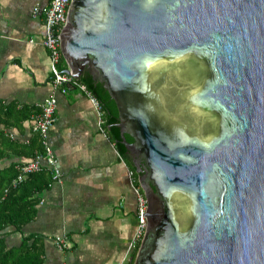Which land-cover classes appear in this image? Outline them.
Returning a JSON list of instances; mask_svg holds the SVG:
<instances>
[{
  "label": "water",
  "instance_id": "1",
  "mask_svg": "<svg viewBox=\"0 0 264 264\" xmlns=\"http://www.w3.org/2000/svg\"><path fill=\"white\" fill-rule=\"evenodd\" d=\"M61 34L154 171L133 264H264V0H71Z\"/></svg>",
  "mask_w": 264,
  "mask_h": 264
},
{
  "label": "crops",
  "instance_id": "2",
  "mask_svg": "<svg viewBox=\"0 0 264 264\" xmlns=\"http://www.w3.org/2000/svg\"><path fill=\"white\" fill-rule=\"evenodd\" d=\"M50 2L0 0V110L8 119L0 129L12 138L0 169L18 168L43 153L32 117L54 92L57 119L48 142L60 170V178L54 179L43 160L45 167L37 172L46 173L48 184L37 194L33 218L21 229L8 226L2 232L8 247H19L27 239L38 249L40 264H130L137 253L132 242L138 172L119 151L103 109L77 87L54 88L50 52L44 45L43 9ZM58 67L67 68L63 55ZM58 237L66 245L60 246Z\"/></svg>",
  "mask_w": 264,
  "mask_h": 264
},
{
  "label": "trees",
  "instance_id": "3",
  "mask_svg": "<svg viewBox=\"0 0 264 264\" xmlns=\"http://www.w3.org/2000/svg\"><path fill=\"white\" fill-rule=\"evenodd\" d=\"M81 81L99 99L106 119V126L109 127L119 151L128 157L117 125L119 112L115 101L103 84L95 82L88 71L84 72ZM6 120L8 119L1 115L0 110V123H5ZM19 120L18 118L17 121ZM8 136H5L4 129H0V160L4 156V148L9 147V144L12 143V138ZM127 140L131 141L132 139L127 136ZM18 172L19 169L14 165L0 169V264H40L42 258L38 249L29 244L27 239H24L23 244L19 247H8L6 236L2 232L8 226L21 229L26 222L33 218L36 210L35 204L38 200L37 194L43 190L44 185L48 184V178H45L46 173L42 171L28 174L21 183L13 186L12 182ZM130 264L133 262L131 261Z\"/></svg>",
  "mask_w": 264,
  "mask_h": 264
},
{
  "label": "built area",
  "instance_id": "4",
  "mask_svg": "<svg viewBox=\"0 0 264 264\" xmlns=\"http://www.w3.org/2000/svg\"><path fill=\"white\" fill-rule=\"evenodd\" d=\"M70 3L71 0H51L50 4L43 9L46 25L44 45L50 52L52 83L55 89H58L61 86L70 85L85 91L92 98L95 105L102 109L99 99L91 93L87 85L82 82L81 79L74 76L72 72H67L58 67V63L62 58L61 32L67 23V12ZM35 11H38V9H35ZM56 108L57 98L55 93L52 92L41 104L40 111L32 117V129L40 135L44 145V151L43 153H37L33 158H31V160L19 165L18 168L20 172L13 180V186L21 183L27 174L42 170L45 167L43 160H46L47 167L53 170V178L56 180L60 178V170L57 165V159L48 142L49 131L57 119ZM136 190L138 195L136 211L137 227L132 247L138 250L148 225L145 213L149 202L140 185L136 186ZM64 241L65 240L61 237L57 238V242L60 246L66 245V242Z\"/></svg>",
  "mask_w": 264,
  "mask_h": 264
},
{
  "label": "flooded vegetation",
  "instance_id": "5",
  "mask_svg": "<svg viewBox=\"0 0 264 264\" xmlns=\"http://www.w3.org/2000/svg\"><path fill=\"white\" fill-rule=\"evenodd\" d=\"M117 106V105H116ZM119 119V117H118ZM119 121V120H118ZM129 136L131 137V135L126 134V137ZM131 142L134 141L133 137H131ZM127 152V151H126ZM128 158L130 159V161L135 165L136 170L138 169V176H139V184L141 186V181H140V177L144 180H148L151 183H153L152 179L154 176V171L152 169H150L149 167H147V164L144 163L142 154H138V155H133V153L131 152H127ZM137 160H138V165H137ZM148 198V197H147ZM149 200V199H148Z\"/></svg>",
  "mask_w": 264,
  "mask_h": 264
},
{
  "label": "bare ground",
  "instance_id": "6",
  "mask_svg": "<svg viewBox=\"0 0 264 264\" xmlns=\"http://www.w3.org/2000/svg\"><path fill=\"white\" fill-rule=\"evenodd\" d=\"M134 250V249H133Z\"/></svg>",
  "mask_w": 264,
  "mask_h": 264
}]
</instances>
